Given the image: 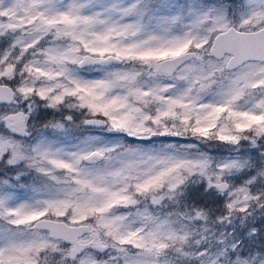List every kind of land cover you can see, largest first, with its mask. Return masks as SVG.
I'll list each match as a JSON object with an SVG mask.
<instances>
[{
    "label": "snow or ice",
    "instance_id": "obj_1",
    "mask_svg": "<svg viewBox=\"0 0 264 264\" xmlns=\"http://www.w3.org/2000/svg\"><path fill=\"white\" fill-rule=\"evenodd\" d=\"M0 264H264V0H0Z\"/></svg>",
    "mask_w": 264,
    "mask_h": 264
}]
</instances>
